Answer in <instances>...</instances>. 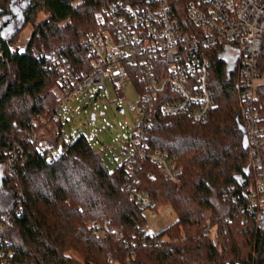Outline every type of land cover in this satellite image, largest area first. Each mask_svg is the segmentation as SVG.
Listing matches in <instances>:
<instances>
[{"label":"trees","instance_id":"16d2710c","mask_svg":"<svg viewBox=\"0 0 264 264\" xmlns=\"http://www.w3.org/2000/svg\"><path fill=\"white\" fill-rule=\"evenodd\" d=\"M75 1L0 0V264H255L264 235L245 207L255 174L242 146L238 87L216 49L209 55L215 107L207 118L156 114L146 135L148 155L164 152L182 167L177 183L148 156L132 160L133 177L129 158L110 169L83 137L51 161L32 148L15 150L7 168L13 141L36 115L53 110L59 70L33 53L54 51L83 66L84 38L109 0ZM39 12L45 17L37 21ZM27 25L24 52H12ZM256 106L264 119V92ZM133 190L146 192L155 210L169 207L175 220L145 238L147 221L129 197ZM92 221L112 231L97 233Z\"/></svg>","mask_w":264,"mask_h":264},{"label":"built area","instance_id":"2783aa9c","mask_svg":"<svg viewBox=\"0 0 264 264\" xmlns=\"http://www.w3.org/2000/svg\"><path fill=\"white\" fill-rule=\"evenodd\" d=\"M84 47V63L79 68L54 51L33 53L52 60L59 70L51 88L53 110L49 115H36L19 140L13 141L7 168L12 170L17 159L15 150L21 154L24 147L32 148L51 161L67 144L83 137L99 152L118 147L120 154L112 156L111 162L129 158L127 176L133 177V159L148 156L166 180L177 183L182 167L164 152L148 155L146 135L156 114H186L196 123L207 118L215 107L209 55L216 49L238 87L247 157L256 183L246 195L245 207L264 235V119L256 106L264 92V71L259 70V58L264 55V0H185L182 7L178 0H109L85 36ZM10 50L15 49L10 46ZM126 88L137 96L130 107L134 123L116 121L119 133L110 140L111 147L100 145L96 133L101 129H90L87 135L65 133L71 113L81 111L88 126L97 116L106 126L108 110L123 114L121 99L126 98ZM129 197L142 209L146 221L148 216L157 217L158 210L152 208L146 192L133 190ZM4 222L11 224L7 218ZM89 227L97 233L112 231L106 222L92 221ZM153 234L147 224L144 237Z\"/></svg>","mask_w":264,"mask_h":264},{"label":"rangeland","instance_id":"374dc122","mask_svg":"<svg viewBox=\"0 0 264 264\" xmlns=\"http://www.w3.org/2000/svg\"><path fill=\"white\" fill-rule=\"evenodd\" d=\"M77 0L75 1V3ZM45 17V14L43 12H39L37 15V21L43 19ZM2 21H0L1 23ZM4 23V21H3ZM32 32V27L30 25H27L19 34L17 39L11 44L12 49H24L25 44L27 43L29 36ZM109 87L110 92L112 93V88L109 84H107ZM126 98L121 99L122 105L125 109L123 114H116L113 113L111 110H108L104 117L106 118V126L103 125L101 122V119L99 116H97L96 121L94 123H91L89 126L87 124V118H85V115L79 111L78 113H71V115H67V123L65 124V133H83L84 135H87L90 131V129L94 130H100L99 133H96L97 139L100 141V145L111 147L112 144L110 140L119 133L117 127H116V121H124L127 120L130 124L134 123V111L130 109L131 106L136 104L137 96L133 89L126 88ZM100 154L103 158L104 163L106 166L110 169H112L115 166V163L111 162V157L114 155H119L120 152L118 151V147H116V151L103 149L100 151ZM175 220V214L169 207H163L157 211V217L152 218L148 216L147 218V224L149 226V229L156 232L160 229L168 226L170 223H172ZM254 261L255 264H264V240H262L258 251L254 255Z\"/></svg>","mask_w":264,"mask_h":264},{"label":"water","instance_id":"95a60500","mask_svg":"<svg viewBox=\"0 0 264 264\" xmlns=\"http://www.w3.org/2000/svg\"><path fill=\"white\" fill-rule=\"evenodd\" d=\"M239 128L241 129L242 133H243V137H242V146L244 149H246L247 147V142H246V137H245V134H244V127L242 125V123L239 124Z\"/></svg>","mask_w":264,"mask_h":264}]
</instances>
